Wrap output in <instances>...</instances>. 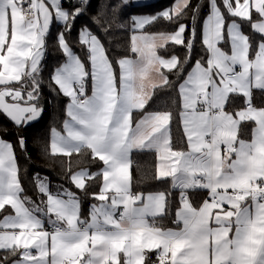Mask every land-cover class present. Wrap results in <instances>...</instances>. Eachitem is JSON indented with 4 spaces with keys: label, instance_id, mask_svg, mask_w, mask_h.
Masks as SVG:
<instances>
[{
    "label": "snow or ice",
    "instance_id": "obj_1",
    "mask_svg": "<svg viewBox=\"0 0 264 264\" xmlns=\"http://www.w3.org/2000/svg\"><path fill=\"white\" fill-rule=\"evenodd\" d=\"M138 2L0 0V114L17 134L14 144L0 126V264H264V108L252 102L264 92V0H179L126 17ZM161 22L171 30L149 31ZM118 30L130 44L113 57ZM50 47L60 59L48 68ZM45 88L64 118L40 151L62 157L68 186L37 172L29 196L15 149L31 159L21 130L43 116ZM160 91L172 107L149 111ZM134 153L156 154L152 179L167 188L133 190Z\"/></svg>",
    "mask_w": 264,
    "mask_h": 264
},
{
    "label": "trees",
    "instance_id": "obj_2",
    "mask_svg": "<svg viewBox=\"0 0 264 264\" xmlns=\"http://www.w3.org/2000/svg\"><path fill=\"white\" fill-rule=\"evenodd\" d=\"M176 0H153L150 2L137 3L135 7L129 8L125 16L129 14L135 15H143V14H153L158 13L162 10H168L173 8ZM195 2V0H194ZM66 6V5H65ZM68 7V6H66ZM89 15H92L91 13ZM89 23V16L81 17L77 20V28L84 26ZM59 28V25H56L53 28V33ZM162 30H171V26L165 22H161L160 24L155 25L150 28L149 31L156 32ZM248 31V29H245ZM130 31H116L112 36L107 37V47L110 49L113 57H120L121 55H127L128 47L130 44ZM70 41L75 42L77 40V32L73 30L71 36L69 37ZM78 50V46H77ZM178 55H183V51L177 46L175 49ZM60 59L59 53L56 52L51 47L49 48V54L47 56V66L51 68L57 60ZM47 71L45 72V77H47ZM51 99L49 95V91L47 88L44 90V107L45 111L43 116L36 122H33L30 126L21 130L22 135L27 138L28 141V156L31 159H27L25 154L20 150L19 146L16 147V155L18 159V163L22 169H26V173L22 174L23 185L27 190V194L29 196H33L35 192V186L32 181V177L34 173L39 172L42 176H48L54 183L56 184H65V180L61 179L62 170L60 160L62 157H44L41 154V141L45 144L48 143L49 138V130L51 127H56L58 130L61 127V121L64 118V113L61 110V104L58 101L57 103H49ZM155 99V103L150 104L149 111L156 110H165L166 108H171L170 97L167 92L160 91L157 93ZM252 102L254 106L264 107V92L260 90H255L253 92ZM244 98L241 97L237 99L235 105L226 106V110L233 111L235 109H239L244 107ZM174 111V109H173ZM142 113H134V116L139 118ZM0 126L6 127L9 129L7 135H4V139L13 142L15 144L17 139L16 129L13 128L12 122H10L9 118H6L3 114H0ZM252 124L249 122L245 128V138H249L248 134L251 131ZM183 135L181 131V126L175 120L172 124V136L173 141L177 140L178 137ZM74 167L76 166V161L81 159L80 157L74 155L72 158ZM138 164L139 168H136L135 165ZM158 165V157L154 153H134V166L132 169L133 180L140 181V183L134 184V191H140L144 193L154 192L158 189L167 188V184L160 183L152 179L155 174L156 167ZM80 166L90 167L92 171H97L99 165L88 164L86 162V158L82 160ZM99 190V186H93L89 188V193L97 192ZM191 195V194H190ZM178 193H174L173 198H177ZM205 198V194L203 192H199L193 196V203L199 204L202 199ZM84 209L87 210L88 206L95 202L88 198L87 196L83 197ZM153 259L155 257L153 256Z\"/></svg>",
    "mask_w": 264,
    "mask_h": 264
},
{
    "label": "crops",
    "instance_id": "obj_3",
    "mask_svg": "<svg viewBox=\"0 0 264 264\" xmlns=\"http://www.w3.org/2000/svg\"><path fill=\"white\" fill-rule=\"evenodd\" d=\"M150 1H153V0H139V2L138 3H144V2H150ZM179 1L178 0H176L175 1V4L173 5V8L175 7V5L178 3ZM134 58V57H133ZM255 91V90H254ZM253 91V92H254ZM255 107H257V106H255ZM257 108H264V107H257ZM251 123V122H250ZM158 163H159V161H158ZM169 226H171V225H169Z\"/></svg>",
    "mask_w": 264,
    "mask_h": 264
},
{
    "label": "built area",
    "instance_id": "obj_4",
    "mask_svg": "<svg viewBox=\"0 0 264 264\" xmlns=\"http://www.w3.org/2000/svg\"><path fill=\"white\" fill-rule=\"evenodd\" d=\"M69 2H75V0H69ZM66 6H68V3H65Z\"/></svg>",
    "mask_w": 264,
    "mask_h": 264
},
{
    "label": "rangeland",
    "instance_id": "obj_5",
    "mask_svg": "<svg viewBox=\"0 0 264 264\" xmlns=\"http://www.w3.org/2000/svg\"><path fill=\"white\" fill-rule=\"evenodd\" d=\"M179 1V0H178ZM179 3V2H178ZM66 7V6H65Z\"/></svg>",
    "mask_w": 264,
    "mask_h": 264
}]
</instances>
